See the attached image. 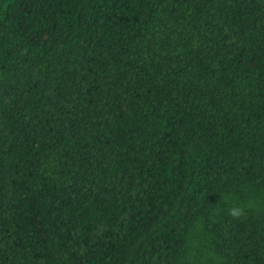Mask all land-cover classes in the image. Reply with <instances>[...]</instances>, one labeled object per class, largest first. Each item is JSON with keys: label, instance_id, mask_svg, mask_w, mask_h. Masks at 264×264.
Segmentation results:
<instances>
[{"label": "trees", "instance_id": "trees-1", "mask_svg": "<svg viewBox=\"0 0 264 264\" xmlns=\"http://www.w3.org/2000/svg\"><path fill=\"white\" fill-rule=\"evenodd\" d=\"M0 264H264V0H0Z\"/></svg>", "mask_w": 264, "mask_h": 264}, {"label": "clouds", "instance_id": "clouds-1", "mask_svg": "<svg viewBox=\"0 0 264 264\" xmlns=\"http://www.w3.org/2000/svg\"><path fill=\"white\" fill-rule=\"evenodd\" d=\"M244 209L241 207H232L228 209V215L233 219H239L244 215Z\"/></svg>", "mask_w": 264, "mask_h": 264}]
</instances>
